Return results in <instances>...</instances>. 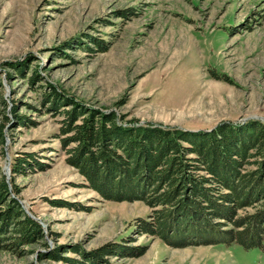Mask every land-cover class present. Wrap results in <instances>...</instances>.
<instances>
[{
	"label": "rangeland",
	"instance_id": "obj_1",
	"mask_svg": "<svg viewBox=\"0 0 264 264\" xmlns=\"http://www.w3.org/2000/svg\"><path fill=\"white\" fill-rule=\"evenodd\" d=\"M53 89L86 108L187 129L264 121V0H0V166L31 158L15 197L44 234L22 254L0 251V264H86L108 245L99 263L264 264L257 248L172 247L137 231L151 207L87 185L47 102Z\"/></svg>",
	"mask_w": 264,
	"mask_h": 264
},
{
	"label": "trees",
	"instance_id": "obj_2",
	"mask_svg": "<svg viewBox=\"0 0 264 264\" xmlns=\"http://www.w3.org/2000/svg\"><path fill=\"white\" fill-rule=\"evenodd\" d=\"M47 99L62 117L63 147L73 144L68 160L87 185L105 199L151 207L150 217L136 222L137 231L172 247L238 244L264 253V121L187 129L86 108L55 89ZM2 135L0 124V141ZM30 165L28 155L15 157L9 178L0 166V251L22 254L24 246L43 240L41 224L15 197V177ZM254 206V212L238 214ZM110 246L88 253L86 264H107L99 262Z\"/></svg>",
	"mask_w": 264,
	"mask_h": 264
},
{
	"label": "water",
	"instance_id": "obj_3",
	"mask_svg": "<svg viewBox=\"0 0 264 264\" xmlns=\"http://www.w3.org/2000/svg\"><path fill=\"white\" fill-rule=\"evenodd\" d=\"M9 172H10V169H9V167H7V170H6V168H5V175H6V177L8 178V176H9Z\"/></svg>",
	"mask_w": 264,
	"mask_h": 264
}]
</instances>
